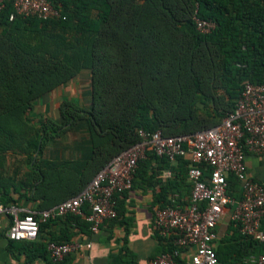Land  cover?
Here are the masks:
<instances>
[{"label": "trees", "instance_id": "trees-1", "mask_svg": "<svg viewBox=\"0 0 264 264\" xmlns=\"http://www.w3.org/2000/svg\"><path fill=\"white\" fill-rule=\"evenodd\" d=\"M49 1L61 10L62 17L16 14L11 19L15 10L10 2L0 13V159L10 150L28 156L32 187L38 183L37 193H46L49 199L36 211L78 194L117 154L141 140L140 129L179 135L213 127L235 110L247 82L264 83V0ZM195 16L214 20L216 28L200 31ZM211 57L218 63L222 86L232 101L215 110L219 117L211 116L208 107L212 96L206 85L211 70L195 67L205 65V59ZM84 69L91 72V108L64 100L60 121L44 114L32 115L36 99ZM185 98L189 104L185 109H171ZM197 100L206 106L209 120L195 117ZM183 120L187 123L180 124ZM75 127L89 136V158H43L47 142ZM175 160L183 161L180 171L169 157L148 151L139 161L131 190L154 162L167 167L169 187L177 182L176 177L187 185L189 160ZM211 170L206 168L205 174ZM227 179L229 194L239 199V179L233 174ZM130 191L116 195L118 215L106 222L120 218ZM11 201L0 202L10 205ZM84 210L89 214L88 205ZM54 220H62L66 230L76 227L91 232L90 222L74 214L41 222L40 232ZM231 229L239 241L237 260L251 264L247 259L264 252V244L242 234L233 223ZM68 234L67 239L50 240L71 241ZM31 245L50 254L48 242L34 240ZM171 248L164 245V251ZM125 250L130 252L126 245ZM216 251L223 262L227 255ZM46 259L48 264L73 261L71 254L61 261L51 256Z\"/></svg>", "mask_w": 264, "mask_h": 264}, {"label": "built area", "instance_id": "built-area-1", "mask_svg": "<svg viewBox=\"0 0 264 264\" xmlns=\"http://www.w3.org/2000/svg\"><path fill=\"white\" fill-rule=\"evenodd\" d=\"M9 2L15 10L11 19L16 14L43 19L62 17L61 10L49 0H0V13ZM195 22L205 33L217 25L212 19L197 16ZM139 135V142L117 154L75 196L41 211L0 202V213L12 217L9 236L16 240H37L41 222L67 214L85 217L91 230L98 231L105 221L117 217L116 195L133 188L139 161L152 151L171 160L177 157L189 160L192 192L188 205L155 210V230L172 249L149 264H221L214 240L217 225L230 204L233 205V226L264 244V184L253 178L247 169L248 153L264 155V83L247 82L235 110L213 127L179 135L140 129ZM208 167L212 169L209 175L205 174ZM231 174L241 183L239 199L229 194L227 178ZM86 205L89 214L85 213ZM91 246L79 240L48 241L54 261ZM248 261L264 264V252L250 255Z\"/></svg>", "mask_w": 264, "mask_h": 264}, {"label": "crops", "instance_id": "crops-1", "mask_svg": "<svg viewBox=\"0 0 264 264\" xmlns=\"http://www.w3.org/2000/svg\"><path fill=\"white\" fill-rule=\"evenodd\" d=\"M86 78L88 84L83 83ZM92 97L91 72L84 69L68 83L36 99L32 115H49L60 121L62 118L59 115V108L64 100L75 102V99H79L78 104L91 108ZM91 155L92 146L87 132L75 127L47 142L43 158L81 161ZM37 156L35 154V157ZM182 162L172 161L176 171H180ZM247 165L249 174L264 184V155L248 153ZM31 168L26 154L10 150L3 155L0 159V201L10 199L13 200L10 204L32 211H36L49 201L46 193H37L38 183H34L32 187ZM167 171V167L160 168L159 163L154 162L146 169L145 176L138 178L136 187L128 193L124 203L125 211L120 218L111 222L105 221L98 231L88 232L76 227L66 230L62 220H54L40 232L36 243L48 242L52 238L67 239L66 236L70 233L72 240L92 244L91 248L85 247L72 253V264H149L152 259L165 252L164 245L169 246L155 230V210L166 207L165 201L185 206L190 203L191 198L190 179L186 185L180 177L179 179L176 177L174 181L177 182L169 187ZM156 197H159V200H156ZM232 206L230 204L227 207L216 228L214 246L223 251V256L227 255L221 264L235 262L241 264L244 261L236 258L235 252L239 241L231 229ZM11 224L12 217L0 213V264H48L46 258L50 257V254L33 247L31 243L34 240H16L9 236L8 229ZM125 245L130 252H126Z\"/></svg>", "mask_w": 264, "mask_h": 264}, {"label": "rangeland", "instance_id": "rangeland-1", "mask_svg": "<svg viewBox=\"0 0 264 264\" xmlns=\"http://www.w3.org/2000/svg\"><path fill=\"white\" fill-rule=\"evenodd\" d=\"M195 67H196V69L198 68L201 71L205 68H208L211 70L212 78L209 79V84L206 85V88L208 89L210 96H212L211 99L209 100L208 107L211 108V110H210L211 116L219 117L217 114H215V110L218 108H221L223 106H226V105H231L232 101L228 98V96L224 90V87L222 86V82H221V78H220L219 70H218V63H217L215 58L211 57V58L205 59V65H199V66H195ZM208 75H210V74H208ZM75 82H76V80H75ZM84 82H87V84H88L89 81L86 78L83 81V83ZM78 83H80V81ZM78 83H75V85H77ZM180 99L179 98L175 99V101H178ZM85 100H87V98ZM182 101H183L182 103L177 102V103H179V105L174 104V106H172L171 109H176V108L185 109L187 107V105H189L188 99L185 98ZM75 102L78 103L80 101H79V99H75ZM196 105L198 106V109L196 110V113L194 114L195 117H198L199 121L200 120H209L210 116H209V113H207L208 110L206 109V106L204 104H202V102L200 100L196 101ZM59 115H60V108H59ZM48 117H50V116L48 115ZM186 123H187V121L185 122L184 120L180 122V124H186Z\"/></svg>", "mask_w": 264, "mask_h": 264}]
</instances>
